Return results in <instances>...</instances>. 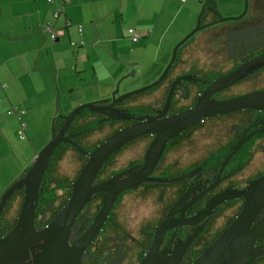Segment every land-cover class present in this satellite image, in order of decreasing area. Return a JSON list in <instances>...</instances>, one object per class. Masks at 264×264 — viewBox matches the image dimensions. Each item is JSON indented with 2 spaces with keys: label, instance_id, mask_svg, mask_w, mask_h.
Returning a JSON list of instances; mask_svg holds the SVG:
<instances>
[{
  "label": "flooded vegetation",
  "instance_id": "obj_1",
  "mask_svg": "<svg viewBox=\"0 0 264 264\" xmlns=\"http://www.w3.org/2000/svg\"><path fill=\"white\" fill-rule=\"evenodd\" d=\"M232 31L226 34L223 45L218 49L224 51L226 60L231 65L230 69L223 73H216L212 80H203L199 77L200 70L195 68L172 79L169 78V72L165 80L157 86L160 87L158 95H155L150 101L125 99L117 103L113 110H108L110 101L103 102L107 99L98 100L95 111H82L63 132L64 142L60 143L49 159L40 186L43 193L50 163L52 164L50 173L53 176L57 175L58 164L68 157L75 159L79 171L82 162L88 159L89 154L110 136L140 123L141 121L136 120L137 118L160 115L167 93L177 79L183 78L176 84L171 105L163 118L193 108L199 96L212 82L264 54V51L260 52L261 48L264 49V44L260 42H257L255 46L229 44L227 40ZM262 78L264 79V67L233 86L214 94L211 99L223 101L257 92H246L245 88L256 86ZM118 96L121 94L116 95V97ZM153 105L156 106L153 111H145L146 106ZM237 113L224 115H236V118L225 127L209 128L208 121L213 118L211 117L187 128L180 135L168 141L150 178L172 182L148 183L159 185L158 190H151L149 187L142 189L147 195H155L156 200L153 207L145 209L146 214L140 218H138L141 214L140 210L137 207L129 208L124 201H120L119 195L101 231L83 253L81 264H141L148 255L158 227L165 220L172 222V228L168 229L161 237L154 264H193L228 227L243 205L242 200L225 201L215 207L209 215L204 216L202 213L208 202L224 193L242 191L251 181L264 176V163L262 167L253 163L256 156L264 154V112ZM128 117L135 119H121ZM63 125V120L56 119L55 136L60 133ZM250 134L255 135L227 162L219 175L222 163L231 153L234 145L242 136L247 137ZM200 135L206 138H199ZM154 140L155 135H146L124 146L104 162L94 185L108 181L129 170H132L133 173L138 171ZM217 163L218 165H215ZM127 176L124 175L123 178ZM217 180V184L212 187ZM21 191L23 194V188ZM97 197H100L102 205L103 194H98L93 198ZM92 200L86 207L93 205ZM138 200L139 198L133 197L132 201L135 203ZM22 201L23 196L14 192L8 198L1 213L0 240L13 236L11 243L14 247L10 251L0 254V264H36L37 259L43 254L45 248L43 241L33 240L24 248L23 244H18L23 238L22 228L18 224ZM134 214L138 216V219ZM258 217L256 221L262 218ZM45 227L42 228L39 221H35L37 233H41ZM72 230L69 245H73L88 229L79 235L72 234ZM30 236L32 239L35 238L33 234ZM256 246L264 248V236L257 241ZM109 247H113V254L117 255L116 258L108 254ZM94 248L97 249L96 252H93ZM64 257L67 259L68 253H65ZM95 257L98 258L95 259Z\"/></svg>",
  "mask_w": 264,
  "mask_h": 264
},
{
  "label": "water",
  "instance_id": "obj_2",
  "mask_svg": "<svg viewBox=\"0 0 264 264\" xmlns=\"http://www.w3.org/2000/svg\"><path fill=\"white\" fill-rule=\"evenodd\" d=\"M208 4L213 5L215 8V3L212 1L208 0L205 2L197 18L195 29L175 46L172 51L171 59L159 79L150 86L116 97V95L119 94V86L123 79L134 76V71H132L131 74L120 79L116 83L114 88L115 91L111 93L110 100L107 99L103 101H110L107 108L108 110H113L117 103L125 99L156 88L165 80L175 63L179 48L196 32L203 28L201 25V18ZM244 4L243 13L239 17L219 18L218 22H238L242 20L248 13V0H244ZM262 67H264V54L250 60L232 73L212 82L199 96L193 108L183 113L163 118L171 105L176 84L183 78L177 79L171 85L167 93L165 104L160 115L157 117L145 116L137 118L136 120L141 121L140 123L113 134L89 154L85 165L71 184L70 197L67 204L41 233H37L35 230V212L40 194L43 193V189H41L40 186L45 171L47 170L49 159L60 143L64 142L62 134L66 131L70 122L74 120L75 117L79 116L82 111H95L98 103L91 102L84 104L72 110L67 116H58L57 96L55 100L56 111L52 120L50 141L36 155L31 167L24 177L14 183L0 200L1 216L8 198L17 190V193L20 194L19 190L23 188V201L18 216V224L22 228L23 238L18 244H23L24 248L28 246L29 243L33 242V240L43 241L45 243L43 254L37 259L36 264H81L83 253L101 231L119 195L138 188L143 184H164L172 182L169 180L150 178L168 141L180 135L187 128L207 118L229 115L241 111L264 112V91H258L223 101H214L211 99L214 94L233 86ZM56 119L64 121V125L57 136L54 135ZM121 119L130 120L135 118L128 117ZM146 135H155V140L150 145L143 165L138 171L133 173L132 170H129L112 177L108 181L94 185V181L106 160L131 141ZM254 135L255 134H250L247 137L244 135L239 139L232 148L231 153L223 161L219 175L227 162L237 154L241 147ZM77 172L78 167L75 159L68 157L58 164L57 178L63 183H67L76 176ZM124 175L128 176L123 178ZM217 182L218 180L212 187H214ZM62 193H64L63 189L56 192L59 198H61ZM98 194H103L102 205L99 212L88 230L73 245H69L70 233L76 220L86 205ZM235 199L243 201L241 211L219 235L215 242L209 246L193 264H248L251 260L264 257V248H262V246H256L257 241L264 236V216L256 221L257 217L264 209V176L251 181L242 191L228 192L213 198L208 202L202 215L207 216L218 205L225 201ZM59 201L56 200V202L53 203L54 207L58 206ZM171 228L172 222L165 220L161 223L156 231L148 255L141 264H154L161 237ZM31 234L35 235L34 239L30 236ZM12 237L13 236H10L5 240H0V254L10 251L11 248L14 247L11 243ZM65 253H68L67 259L64 257Z\"/></svg>",
  "mask_w": 264,
  "mask_h": 264
},
{
  "label": "crops",
  "instance_id": "obj_3",
  "mask_svg": "<svg viewBox=\"0 0 264 264\" xmlns=\"http://www.w3.org/2000/svg\"><path fill=\"white\" fill-rule=\"evenodd\" d=\"M63 1L61 0L60 3L48 2V0H3V3L0 1V200L5 192L20 180L22 174L31 167V161H28L24 169L10 168L12 174L7 175L9 162L7 148L11 145L15 150L18 142H14L13 137H15L16 131L17 136L19 135L20 124L24 117L26 118L24 131L27 133V130H33L30 115L33 112L37 95L46 96L47 104L50 106L52 86L47 78L50 77L52 68L56 70L59 78L62 63L69 64L79 81H82V76L87 72L81 64L82 59H80L84 52L78 50L74 56L64 55L60 56L59 60L53 61L50 58V51L46 47L41 48L43 40L49 41V38L52 44L63 40L64 43L69 42L71 47L79 49V46L84 44V40L91 44L89 34L84 36L83 29L81 27L76 29L74 26L77 22L87 25L80 18L101 23L110 16L116 18V13H119L120 22L115 21L111 25L112 36L108 37L106 34L104 37L102 34L99 46L103 47L96 48L100 50L97 56L99 67L101 66L102 70L98 72L96 64L93 63L92 80H96V83L86 89L90 92V98L83 99L78 96L75 98V102L69 101L71 110L86 102L110 99L112 90L125 71L121 61H125L126 56L122 55V51L128 47L132 39V35L129 33L132 32L133 35L138 34L141 37L144 33L149 34L151 28L154 29L153 34L162 33L159 24L163 18H168V5L176 6L181 3L180 0H70L68 4H64ZM118 1L121 4L119 8ZM189 1L190 8L192 7L193 10H196L204 2V0H186L182 4L187 5ZM156 3L161 5L154 9ZM208 5L203 16L208 22H211L214 12L206 11ZM54 12H58L57 18L54 17ZM152 13L158 14V21L153 27V23H150ZM125 18L128 19L127 24L131 26L125 25ZM48 24H52L53 30L54 27L58 28L54 30L59 33L57 39L50 38V34L46 31ZM169 26L170 23L167 28ZM73 31L77 37L76 41L72 40L73 37L71 38ZM58 46L54 45L56 49H59ZM92 49L94 50V48ZM69 53L71 54L73 51H69ZM40 60L41 63H39ZM81 91L78 87L71 89L73 94L83 93ZM9 107L14 110L15 117L12 116L13 114L9 115L11 109ZM20 141L25 143L24 140ZM27 149L30 150V147L28 146ZM18 150L20 149L18 148ZM22 150L24 149L22 148ZM36 154L32 159L36 157Z\"/></svg>",
  "mask_w": 264,
  "mask_h": 264
},
{
  "label": "rangeland",
  "instance_id": "obj_4",
  "mask_svg": "<svg viewBox=\"0 0 264 264\" xmlns=\"http://www.w3.org/2000/svg\"><path fill=\"white\" fill-rule=\"evenodd\" d=\"M0 1L3 3V0ZM52 1L60 3L61 0ZM206 1L208 0H204V2L198 6L196 10H193L192 7L190 8V1L187 5L182 3H178L176 6L168 5V18H163L159 24L162 28V33L158 32L153 34L154 29L151 28L149 30V34L144 33L141 37L140 35L135 34L138 38H140L139 41L134 42L131 40L128 47L122 51V55H124V57L126 56V58L125 61H121L125 71L120 79L125 78L131 74L132 71H134V76L125 78L120 83L119 93L121 95L150 86L159 79L171 59L172 51L175 46L195 29L197 18ZM210 1L215 3V8L213 5L209 4L206 11L212 10L214 12V17L212 18L213 20L208 22L206 17L204 18V16H202L201 23L203 28L196 32L179 48L175 63L170 71L169 78L172 79L175 76L182 75V73L190 70L191 68H195L201 72L199 77L205 81H208L212 80L216 73H223L230 69L231 65L229 62H227L224 51L222 49L219 51L218 49L223 45V42L226 39V34L237 27L235 26L237 22L222 23L218 22V20L219 18L226 19L239 17L244 10V0ZM160 5V3H156L154 9H157ZM120 6L121 4L118 1V8ZM55 13L58 12H54V14ZM157 15L158 14L152 13L150 16V23H153L152 27L158 21ZM80 20H82V22L85 21L87 25H82L81 23L77 22V24H74V26L76 29L81 27L83 29L84 36L89 34L91 44L90 42L87 43L84 40V44H82V46L80 45L81 47L79 46V49H76L71 47L72 45L70 46L69 42L64 43L63 40L57 44H52V41H50L48 38L49 41L43 40L41 48L46 47L50 51V58L53 61L59 60L60 56L63 57L64 55L74 56V53H76L78 50H80V52H84L80 59H82L81 64L87 70V72L84 76H82V81H79L73 71V68L69 64L62 63V66H60L62 71L59 78L56 74V70L52 68V73L50 77L47 78L52 86V91H50L51 104L48 106L46 96L37 95L34 102L33 112H31L30 115L32 119L33 130H27V133L26 131L22 132L24 136L23 139H20L19 135L17 136V131L15 132V137H13V140L14 142H18L17 146L15 147V150L12 149L11 145L7 148V159L9 162L6 174L9 176L12 174V169L10 168L16 167L24 169L27 166L28 161H31L30 165H32V162L34 161V159H32L33 155L36 153L38 154L41 149L49 142L52 133V120L56 111L55 100L57 96L58 116H65L69 114L70 111L78 108L79 106L90 103L86 102L80 104L71 110L69 108L71 107V105L69 106V101L71 103L75 102V98L78 96H81L83 99L85 97L87 99L90 98V92L86 89H88V87L90 88V85L96 83V80H92L94 66L93 63L96 64L98 72L102 70L101 66L99 67L100 64L98 62L97 56L100 50H97L96 48L103 47L99 46L103 35L104 37H106V34L108 37L112 36V32L110 30L112 27L111 25L115 21L120 22V18L119 13H116V18L115 16H110V18L104 20L101 23L90 22V20H83L82 18H80ZM127 21L128 19L125 18V25H127V27L131 26L127 24ZM169 23L170 26L167 28ZM55 29L57 30L58 28L54 27V30ZM129 35H132L131 37L134 36L132 32L129 33ZM71 38L73 41L77 40L74 31L71 34ZM71 43L75 44L74 42ZM54 45H59V49H56ZM90 46L94 48V50ZM69 51H73V53L70 54ZM109 56L112 57L111 54H109ZM113 60L116 61L114 58ZM39 63H41V60ZM76 87H78L80 91L82 90L81 92L83 93L76 92L73 94L71 89ZM159 88L160 87L150 89L142 94L128 98L127 100L137 99L150 101L155 95H158ZM245 90H247L246 92L264 91V79L262 78V80H260L256 86H247ZM114 91L115 89L112 90V92ZM85 94H87V96H85ZM155 107V105L151 107L146 106L145 111L151 112ZM9 112L13 114V117L16 116L12 108L9 110ZM235 118L236 115L216 116L208 121V127H225V125L231 123ZM21 124L26 125L25 117L23 118V121H21ZM199 138L203 139L206 137L200 135ZM20 140H24L25 143L21 142ZM9 141L11 140L9 139ZM28 146L30 147V150L27 149ZM18 148L20 150H18ZM22 148L24 150H22ZM253 163H256L259 167H262L264 163V154L256 156ZM215 165H218V163ZM148 187L151 190H158L160 186L156 184H145L134 190L124 192L119 197L120 201H124L129 208L131 207L134 209V207H137L140 210L141 214L138 217L135 215V213V218H140L142 215L144 216L146 214L145 209L148 210L149 207H153L154 205L156 200L155 195H147V193L142 191V189H146ZM133 197H137L139 200L134 203V201H132Z\"/></svg>",
  "mask_w": 264,
  "mask_h": 264
},
{
  "label": "trees",
  "instance_id": "obj_5",
  "mask_svg": "<svg viewBox=\"0 0 264 264\" xmlns=\"http://www.w3.org/2000/svg\"><path fill=\"white\" fill-rule=\"evenodd\" d=\"M249 6L250 7L248 9L247 15L242 20L236 23L235 26L237 27L229 35V38L227 40L229 44H239V45L240 44H248V45L251 44L254 46L257 45V42L264 44V0H249ZM238 26H242V27H238ZM263 51L264 49L261 48L260 52H263ZM168 88L166 89V92L168 91ZM165 96H166V93L164 95V99H165ZM250 112L251 111H245V112H240V113L248 114ZM86 161L87 159H85L82 162L80 170L85 165ZM51 165L52 164L50 163L48 173L46 174V177H45L46 185L44 188V193L40 196L39 204H38V207L35 213V221L36 220L39 221V223L42 225V228L48 225L54 219V217L62 210V208L67 204L69 197H70L71 184L76 179V177L78 176L80 172L79 170L76 173V176L72 180L68 181L67 183L66 182L63 183L57 178V175L53 176L50 173ZM28 170L29 169H27L22 174L21 177H24V175L26 174ZM61 189L64 190V193H62L61 198H59L56 192ZM19 193L23 196L21 190ZM56 200L57 201L60 200V201H59L58 206L54 207L53 203H55ZM92 204L93 205H88L83 210V212L80 214V216L78 217L77 221L74 224L72 234L79 235L80 233L87 230L91 226L101 206L100 197L93 198ZM263 215H264V209L261 211L258 218L263 217ZM233 220L234 219H232V221ZM96 251L97 249L94 248L93 252H96ZM108 251H109L108 254L110 256L113 255L115 258L117 257L116 254H113V251H114L113 247H109ZM97 258L98 257H95V259ZM93 260H94V255H93ZM248 264H264V257L251 260Z\"/></svg>",
  "mask_w": 264,
  "mask_h": 264
},
{
  "label": "built area",
  "instance_id": "obj_6",
  "mask_svg": "<svg viewBox=\"0 0 264 264\" xmlns=\"http://www.w3.org/2000/svg\"><path fill=\"white\" fill-rule=\"evenodd\" d=\"M48 2H52V0H48ZM180 2H181V3H185L186 0H180ZM63 3H64V4H68L69 1H68V0H64ZM58 15H59L58 13H55V14H54V17L57 18ZM46 31L50 34V38H51L52 40L57 39L59 33L53 30L52 25H49V24H48V25L46 26ZM80 31H81V30L79 29V32H80ZM131 40L134 41V42H137V41H138V37H137V35H134V36L132 37ZM9 114H11V112H9ZM20 126H21V131H20V133H19V136H20V139H23L24 136H23L22 132H24V127H25V126H24V124H20Z\"/></svg>",
  "mask_w": 264,
  "mask_h": 264
}]
</instances>
